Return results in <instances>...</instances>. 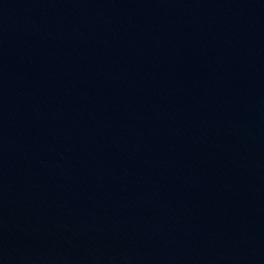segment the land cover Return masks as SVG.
Returning <instances> with one entry per match:
<instances>
[{"label":"water","instance_id":"95a60500","mask_svg":"<svg viewBox=\"0 0 264 264\" xmlns=\"http://www.w3.org/2000/svg\"><path fill=\"white\" fill-rule=\"evenodd\" d=\"M0 264H264V0H0Z\"/></svg>","mask_w":264,"mask_h":264}]
</instances>
